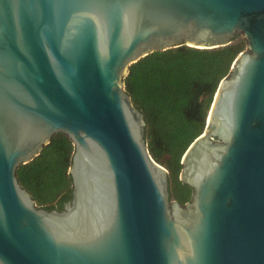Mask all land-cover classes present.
Segmentation results:
<instances>
[{
  "label": "water",
  "instance_id": "water-1",
  "mask_svg": "<svg viewBox=\"0 0 264 264\" xmlns=\"http://www.w3.org/2000/svg\"><path fill=\"white\" fill-rule=\"evenodd\" d=\"M237 37L180 204L124 80L152 53ZM58 134L73 196L48 211L17 170ZM0 264H264V0H0Z\"/></svg>",
  "mask_w": 264,
  "mask_h": 264
},
{
  "label": "trees",
  "instance_id": "trees-1",
  "mask_svg": "<svg viewBox=\"0 0 264 264\" xmlns=\"http://www.w3.org/2000/svg\"><path fill=\"white\" fill-rule=\"evenodd\" d=\"M245 49V40L237 37L216 49L181 46L155 52L130 67L125 89L144 114L150 155L169 172L172 201L186 204L191 199V187L180 181L182 158L204 132L218 87ZM74 152L68 137L58 134L17 170L21 186L39 208L62 211L72 200L69 168Z\"/></svg>",
  "mask_w": 264,
  "mask_h": 264
}]
</instances>
